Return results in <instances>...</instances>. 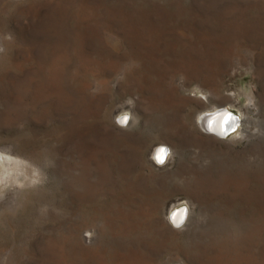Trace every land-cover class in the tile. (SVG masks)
Here are the masks:
<instances>
[{"label": "rangeland", "instance_id": "1", "mask_svg": "<svg viewBox=\"0 0 264 264\" xmlns=\"http://www.w3.org/2000/svg\"><path fill=\"white\" fill-rule=\"evenodd\" d=\"M193 86L245 140L199 131ZM0 148L45 177L0 201V264H264V0H0Z\"/></svg>", "mask_w": 264, "mask_h": 264}, {"label": "clouds", "instance_id": "2", "mask_svg": "<svg viewBox=\"0 0 264 264\" xmlns=\"http://www.w3.org/2000/svg\"><path fill=\"white\" fill-rule=\"evenodd\" d=\"M185 80L184 76L180 77L181 85ZM185 95H190L197 100H202L205 104L210 106L204 110L196 113L194 120L200 132L216 137L219 140H226L230 143L235 141H243L246 139V129L250 123L257 121L251 120L249 115H242L240 113L230 110L227 105L217 106L210 104V92L202 90L199 86H193L190 89L182 87ZM128 104L135 107L132 99L128 100ZM247 107L258 112L259 109L253 104ZM114 123L121 129L126 131H133L139 126V117L131 111L125 112L121 115H116ZM258 131V129H257ZM253 134H256L254 131ZM176 153L173 148L166 144H157L151 152L150 159L157 166L166 165L169 160L175 159ZM39 167L30 163H25L23 157L17 154L10 153L5 148H0V201H4L7 195L16 188H37L44 183L45 177L40 175ZM173 214V213H172ZM172 214L168 217L169 223L175 229L182 230L187 217V210L184 212L183 222H174ZM87 240V245L92 244L93 239H98V233L91 229L85 230L83 233Z\"/></svg>", "mask_w": 264, "mask_h": 264}, {"label": "bare ground", "instance_id": "3", "mask_svg": "<svg viewBox=\"0 0 264 264\" xmlns=\"http://www.w3.org/2000/svg\"><path fill=\"white\" fill-rule=\"evenodd\" d=\"M222 106H224V105H222ZM39 170V169H38ZM10 206V205H9ZM101 206V205H100ZM5 210V209H4ZM8 210V209H7ZM126 210H128V209H126ZM146 210V209H145ZM185 210H188V208H187V206H182V207H180V206H177L176 208H174L173 210H172V213H177L178 214V216H179V214L181 213V211H185ZM171 213V214H172ZM147 216V215H146ZM187 218L188 217H186V220H185V222L187 221ZM144 224V223H143ZM2 227V226H1ZM8 228V227H7ZM106 228V227H105ZM136 230V229H135ZM121 235V234H120ZM81 247V246H80ZM137 248V247H136ZM130 251V250H129ZM99 259V258H98ZM102 259V258H101ZM123 263V262H122ZM174 264H181V263H175L174 262Z\"/></svg>", "mask_w": 264, "mask_h": 264}, {"label": "snow or ice", "instance_id": "4", "mask_svg": "<svg viewBox=\"0 0 264 264\" xmlns=\"http://www.w3.org/2000/svg\"><path fill=\"white\" fill-rule=\"evenodd\" d=\"M184 212H185V211H181V213L179 214V222H180V223L183 222ZM177 217H178V214H177V213H173V214H172V219H173L174 222L177 221Z\"/></svg>", "mask_w": 264, "mask_h": 264}]
</instances>
